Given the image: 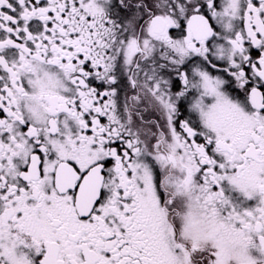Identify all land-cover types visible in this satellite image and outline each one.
Masks as SVG:
<instances>
[{
  "label": "snow or ice",
  "instance_id": "snow-or-ice-1",
  "mask_svg": "<svg viewBox=\"0 0 264 264\" xmlns=\"http://www.w3.org/2000/svg\"><path fill=\"white\" fill-rule=\"evenodd\" d=\"M0 264H264V0H0Z\"/></svg>",
  "mask_w": 264,
  "mask_h": 264
}]
</instances>
